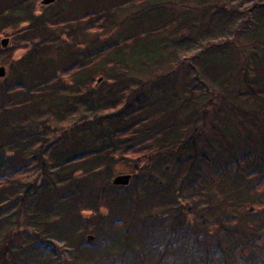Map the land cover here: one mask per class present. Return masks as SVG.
I'll list each match as a JSON object with an SVG mask.
<instances>
[{"label":"trees","instance_id":"1","mask_svg":"<svg viewBox=\"0 0 264 264\" xmlns=\"http://www.w3.org/2000/svg\"><path fill=\"white\" fill-rule=\"evenodd\" d=\"M35 3L0 0V264H264V0Z\"/></svg>","mask_w":264,"mask_h":264},{"label":"rangeland","instance_id":"2","mask_svg":"<svg viewBox=\"0 0 264 264\" xmlns=\"http://www.w3.org/2000/svg\"><path fill=\"white\" fill-rule=\"evenodd\" d=\"M41 0H36V3H35V7H34V10L38 11V10H41V7L43 4L40 2ZM105 36V35H104ZM103 36V37H104ZM1 37H4V36H1ZM0 37V38H1ZM205 43V42H204ZM137 50H138V47H137ZM133 51L136 52V48H133ZM20 52V49H16L15 50V53H18ZM190 53H194V51H191ZM188 57V61L187 63H191L192 67H189L186 63H183L182 64V70H180V73L178 74V78L177 79H172V80H167L168 81H171L173 84L172 86L177 90L178 93H183L185 92L184 89L182 88V83L184 82H191L193 83V79H194V74H195V70H194V66L193 64L197 63V60L196 59H189V55H187ZM176 62V61H175ZM168 66H170V63L167 64L165 67H163L162 69H167ZM5 67V66H4ZM162 69L160 68V72L162 71ZM166 81H162L161 82V85H164L167 84ZM159 85V84H157ZM207 85L209 86H212L211 85V82L210 80L207 82ZM178 97V96H177ZM114 176V175H113ZM112 179V178H111ZM13 222L14 223H11V225H8L6 228H3V230L1 231L0 233V239L2 238V236H4L5 234H7L8 232H12L16 227H17V221L13 219ZM22 223H24V221H21ZM19 238L21 237V234L17 235ZM70 262V261H69ZM71 263V262H70Z\"/></svg>","mask_w":264,"mask_h":264},{"label":"water","instance_id":"3","mask_svg":"<svg viewBox=\"0 0 264 264\" xmlns=\"http://www.w3.org/2000/svg\"><path fill=\"white\" fill-rule=\"evenodd\" d=\"M54 0H41L40 2L43 4V5H47V4H50L52 3ZM9 42V38L8 36H4V37H1L0 38V45L2 47H6L7 44ZM5 75V67L3 65H0V77H3ZM101 77H98V80H100ZM130 174L128 173H120V174H116L112 177L111 179V182L112 184L114 185H126L128 182H129V179H130ZM92 235L88 234L86 236V239L88 241L92 240Z\"/></svg>","mask_w":264,"mask_h":264}]
</instances>
